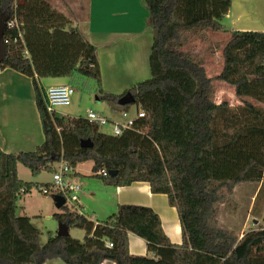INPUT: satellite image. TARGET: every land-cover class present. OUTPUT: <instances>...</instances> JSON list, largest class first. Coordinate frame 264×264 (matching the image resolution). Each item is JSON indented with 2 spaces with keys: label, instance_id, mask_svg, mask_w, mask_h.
I'll return each instance as SVG.
<instances>
[{
  "label": "trees",
  "instance_id": "obj_1",
  "mask_svg": "<svg viewBox=\"0 0 264 264\" xmlns=\"http://www.w3.org/2000/svg\"><path fill=\"white\" fill-rule=\"evenodd\" d=\"M142 1L152 29L150 77L113 95L101 91L95 47L65 15L44 0H0V16L15 18L18 25L3 32L8 44L0 70L31 79L44 136L31 152L0 150V264H44L55 258L64 264H264V214L262 226L241 237L217 221L222 205L229 215L237 214L239 206L230 198L235 186L264 180V32H231L221 49L220 72L209 77L183 49L185 36L222 31L231 0ZM65 77L83 92L92 90L82 79L92 80L99 100L121 111L135 105L144 117L111 136L85 118L49 116L37 79ZM213 80L258 105L246 99L237 106L214 103ZM127 92L134 102L119 105ZM82 140L92 147L82 148ZM59 162L73 170L91 162L92 177L107 187L145 182L151 194L165 195L178 215L181 244L170 243L151 208L118 205L104 221L93 223L64 204L55 220L82 229L83 240L55 235L40 245L29 217L16 214L17 202L42 186L51 197L62 193L52 184L20 180L17 166L37 176L53 174ZM129 233L152 255H130Z\"/></svg>",
  "mask_w": 264,
  "mask_h": 264
},
{
  "label": "crops",
  "instance_id": "obj_2",
  "mask_svg": "<svg viewBox=\"0 0 264 264\" xmlns=\"http://www.w3.org/2000/svg\"><path fill=\"white\" fill-rule=\"evenodd\" d=\"M44 1L57 12L65 15L71 21V26L77 27L95 47L100 68L101 91L119 95L150 77L148 59L152 44V29L148 25V12L142 0ZM221 26L220 32H224L222 45L228 41L229 34L233 31L264 32V0H231L229 11L221 20ZM202 33L208 34L209 31L190 34L194 36ZM207 63L209 60L205 61V64ZM207 67L205 65L204 68ZM221 67L222 60L219 70L209 77L217 76ZM42 80V78L37 79V82L40 88L45 89ZM215 85L216 95L214 89L212 96L214 103L227 102L224 99V91L234 95L233 88L223 82ZM245 99L253 101L233 96L236 106ZM229 105L235 106L232 103ZM110 106L114 113L121 114L118 107ZM103 116L108 120L116 121L112 116ZM43 140V128L35 105L31 79L10 69L0 70V150L7 154L31 152L41 145ZM77 169L78 165L74 172L79 175ZM88 195L94 197L98 203V206L90 209L92 215L99 218L90 216L79 201L78 211L89 221L93 223L104 221L116 211L118 205L148 207L159 216L162 230L170 243L181 244V230L175 208L168 205L165 195L151 194L147 183L136 182L116 188L101 185L98 192L91 190ZM100 217L105 218L100 219ZM70 232L71 227H68V235L79 241L85 236L84 231L73 234L77 238ZM128 250L133 256L152 255L147 251L145 242L131 233L128 234ZM44 264L64 263L55 258L45 261ZM101 264L115 263L105 260Z\"/></svg>",
  "mask_w": 264,
  "mask_h": 264
},
{
  "label": "rangeland",
  "instance_id": "obj_3",
  "mask_svg": "<svg viewBox=\"0 0 264 264\" xmlns=\"http://www.w3.org/2000/svg\"><path fill=\"white\" fill-rule=\"evenodd\" d=\"M224 32L213 34H197V35H186L184 40V50L191 52L195 59L205 64V61L209 60V63L205 64L208 67L205 68L208 76L214 74L219 70L221 59L222 37ZM224 39V38H223ZM204 65V67H205ZM42 84L44 88L59 85H71V77L65 78H42ZM86 81L91 87L92 91H80L76 89L74 84L75 92L71 97V103L68 106H60L56 108V116L63 118H85L88 110L102 113L105 116H112L116 121L121 120L119 113H114L111 106L107 102H103L98 99L97 93L93 90V81L90 79H82ZM81 82L76 80V82ZM222 83L220 81L213 80L211 83L212 90L215 89V95L217 88L215 84ZM225 84V83H224ZM227 85V84H226ZM224 99L227 103L235 105L233 102V94H228L224 91ZM229 101V102H228ZM254 105H258L255 101H251ZM241 105V102L240 104ZM236 106V105H235ZM136 106H130L127 111L129 117H134L136 114ZM104 133L110 132V127L106 126L101 129ZM58 165H56L57 169ZM91 162H84L78 165V174L76 175V184L82 188L80 193H77L79 197L80 205H82L88 214L94 218L90 208L98 206L95 198L88 195L89 191L98 192L101 187V182L96 178L92 177L93 173L91 170ZM18 178L20 180L32 183H38V185L51 184L52 174L48 172H41L37 176H32L30 171L22 165L17 166ZM230 198L239 206V210L235 216L229 215L222 205L217 214L218 226L220 228L233 231L236 235L241 237L244 233L249 230H254L262 226L261 218L264 214V180L261 184L256 183H242L234 187ZM90 210V211H89ZM60 213V210L55 207L52 201L51 194L44 195L37 191L36 188L32 189L29 193L25 194L17 202L16 214H26L31 225L39 232V244L44 245L49 238L55 236L58 229V222L54 218V214ZM105 217H100L104 219ZM83 231L77 227L72 226L70 234L77 238L73 234H79Z\"/></svg>",
  "mask_w": 264,
  "mask_h": 264
},
{
  "label": "built area",
  "instance_id": "obj_4",
  "mask_svg": "<svg viewBox=\"0 0 264 264\" xmlns=\"http://www.w3.org/2000/svg\"><path fill=\"white\" fill-rule=\"evenodd\" d=\"M17 22L15 18L6 21L5 28L13 29L17 28ZM20 36V35H19ZM3 44H8L7 40L3 41ZM75 90L70 85H59V86H51L46 89H42V101L44 104V108L49 116H56V108L60 106H68L71 103V97L73 96ZM121 120L120 121H112L108 120L101 113H97L92 110H88L86 112L85 119L87 121L94 123L97 125L100 130L106 126L110 127V132L105 133L111 136H119L123 131H127L132 129L134 125V121L137 119H141L144 117V113L142 110L136 111L134 117H129L127 115V111H121ZM103 132V131H102ZM104 133V132H103ZM74 170L69 168V166L65 162H59L56 171L52 174V185L55 190H57L59 195H62L65 199V205L68 207L74 208L78 214V196L77 193L81 191V188L75 181ZM102 176H105L106 173L104 171L101 172ZM41 194L49 195L51 194L45 187L37 188ZM81 215V214H80ZM105 247L111 248L112 243L106 242Z\"/></svg>",
  "mask_w": 264,
  "mask_h": 264
},
{
  "label": "water",
  "instance_id": "obj_5",
  "mask_svg": "<svg viewBox=\"0 0 264 264\" xmlns=\"http://www.w3.org/2000/svg\"><path fill=\"white\" fill-rule=\"evenodd\" d=\"M6 21H7L6 19H4L3 17L0 16V63L4 60L5 55H6L5 47H4V44L2 41V36H3V32L5 30ZM133 102H134V98L132 97L130 92H127L119 100V105H127V104H130ZM80 146L82 148H91L92 144L89 140H82L80 142ZM52 201L54 202L55 207L57 209H60L65 203V199L61 195H53ZM56 236L67 237L68 236V225L63 224V223H58V229H57Z\"/></svg>",
  "mask_w": 264,
  "mask_h": 264
}]
</instances>
